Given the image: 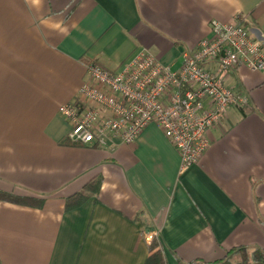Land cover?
Instances as JSON below:
<instances>
[{"label": "crops", "instance_id": "obj_1", "mask_svg": "<svg viewBox=\"0 0 264 264\" xmlns=\"http://www.w3.org/2000/svg\"><path fill=\"white\" fill-rule=\"evenodd\" d=\"M235 15L264 38V0H0V191L43 200L0 199V264H145L148 232L163 264L264 253V71L228 74L248 105L227 109L185 169L153 123L130 144L72 145L58 113L89 62L116 72L145 48L176 69L211 20Z\"/></svg>", "mask_w": 264, "mask_h": 264}, {"label": "built area", "instance_id": "obj_2", "mask_svg": "<svg viewBox=\"0 0 264 264\" xmlns=\"http://www.w3.org/2000/svg\"><path fill=\"white\" fill-rule=\"evenodd\" d=\"M246 16L211 20L210 36L182 54L171 69L142 48L116 72L86 65L75 96L58 106L77 145L106 146L116 138L130 144L148 124L157 125L176 148L181 169L195 164L209 146L207 130L224 120L229 107L245 108V94L226 85L239 65L264 71V38L252 32ZM154 233H147L151 240Z\"/></svg>", "mask_w": 264, "mask_h": 264}, {"label": "trees", "instance_id": "obj_3", "mask_svg": "<svg viewBox=\"0 0 264 264\" xmlns=\"http://www.w3.org/2000/svg\"><path fill=\"white\" fill-rule=\"evenodd\" d=\"M91 63L97 64L94 61H91L88 64ZM65 143L77 145L71 143L67 138L65 139ZM99 180L100 179L97 178L89 182L88 184H85L79 192L71 196H68L65 199V207L69 208L75 204H80L83 201V199H85V197L95 193L99 188ZM0 199H5L17 203L19 202L23 204H35L37 206H40L43 202L42 199L37 198L35 196L19 195L13 192H4V191H0ZM234 254H242L240 256V260L235 264H264V253L260 249L254 248L250 250L249 248L244 246L237 247L227 251L225 257L221 259L217 264H228L229 262L228 258ZM163 263L164 262L161 255L160 247L158 246V243L155 240V238L152 237V239L148 243V256L145 264H163ZM191 264H196V263L193 262Z\"/></svg>", "mask_w": 264, "mask_h": 264}, {"label": "rangeland", "instance_id": "obj_4", "mask_svg": "<svg viewBox=\"0 0 264 264\" xmlns=\"http://www.w3.org/2000/svg\"><path fill=\"white\" fill-rule=\"evenodd\" d=\"M242 254H234V255H231L228 259H229V262L228 264H235L236 262H238L240 260V256Z\"/></svg>", "mask_w": 264, "mask_h": 264}]
</instances>
